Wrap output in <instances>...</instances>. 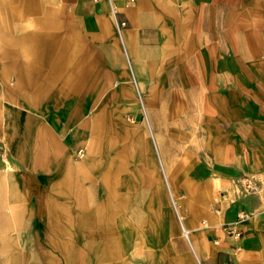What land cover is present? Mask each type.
I'll list each match as a JSON object with an SVG mask.
<instances>
[{
  "label": "crops",
  "instance_id": "crops-1",
  "mask_svg": "<svg viewBox=\"0 0 264 264\" xmlns=\"http://www.w3.org/2000/svg\"><path fill=\"white\" fill-rule=\"evenodd\" d=\"M0 75L13 77L5 88L12 119L0 137V264H36L17 258L10 236L35 234L43 216L60 235L112 226L121 173L132 188L134 172L147 183L143 173L159 169L144 116L175 90L189 91V107L206 114L235 109L228 121L236 125L245 121V92L252 94L254 130L221 132L215 153L205 118L206 155L220 166L185 181V218L202 264H264V184L244 193L238 183L242 173L264 180V0H0ZM215 77L235 97L213 104ZM246 138L257 141L247 150ZM191 150L164 147L162 164L194 170L181 159ZM101 250L116 256L119 241Z\"/></svg>",
  "mask_w": 264,
  "mask_h": 264
},
{
  "label": "rangeland",
  "instance_id": "rangeland-1",
  "mask_svg": "<svg viewBox=\"0 0 264 264\" xmlns=\"http://www.w3.org/2000/svg\"><path fill=\"white\" fill-rule=\"evenodd\" d=\"M12 78V76L0 75V137L5 132L3 125L12 119L6 118L7 111L11 107V101L5 92L6 86H12ZM218 79L215 77L214 81L216 80L222 89L218 87L212 92L213 104L220 103L222 96L224 99H229L231 96L235 97V92L229 90L231 86L228 83L220 82ZM222 83L226 86L222 87ZM251 97V93L245 92V121L243 124L236 125L228 121V118L235 116L233 113L235 109L215 107L212 109V114H206V110L201 107H189V101L192 98L189 91L175 90L166 93L165 107L148 108L147 115L144 116L153 149V158L156 160L159 169L143 173L148 176L147 183L141 181V173L134 172L132 188L126 186L128 182L125 181V173H121L122 184L117 192L123 201L121 200L122 203L111 204L112 209H115L117 214L112 226L102 228L100 225L98 230L100 233L93 236L83 235L81 233L83 229L78 226L69 235H60L56 234L55 229L47 227L43 216L37 221L38 227L35 234L10 236V238L14 237L13 239H15L10 241L20 245V251L15 252L17 258L25 261L34 260L36 264H43L49 260H53V264H79L80 261H82L81 264H202L192 248L186 225L185 214L188 206L185 204L187 199L185 181H188L190 177L203 178L207 174L204 171L205 165H212L213 168L220 166L216 162L218 157L206 155L205 147L210 144V142L208 143L210 140H206L205 118L213 121L209 127L212 128L213 139L211 142L215 153L220 148L221 141L217 139V136L221 132H236L238 130L244 131L245 135L248 136V133L254 130L252 115L255 108L248 107L249 104H252ZM260 110L264 115V108ZM206 115H210V117L208 118ZM162 134L165 135V144L161 139ZM253 142L257 141L245 139L246 150L252 146ZM261 142H264V139ZM174 145L192 149L191 151L196 153L195 156L186 155L181 158L182 161H185L184 167H193L194 170L169 171L167 166L162 164V149L164 147L173 149ZM115 146H120V143ZM79 149H82V155L77 156L76 152L75 158L77 159H81L85 155V149ZM0 152H4L1 147ZM195 159L197 161L196 166L194 164ZM238 183L244 193H255L262 188L264 180L255 174L242 173ZM105 194L106 188L97 189L98 199L103 198ZM126 195L128 201L125 203L124 197ZM118 199L119 196L112 197L114 202ZM202 204L201 200L192 206L201 207ZM39 207L40 204H38V209ZM73 209L74 211L78 210L77 207ZM38 215L40 214L38 213ZM143 217L148 224L142 221ZM126 220L131 222L134 228V235L128 238ZM183 228L187 229L188 232L185 233ZM114 239L119 241V254L112 257L100 255L104 241ZM66 242L68 243V251L62 249L61 246ZM28 248H36V250L35 252L27 251ZM78 250L80 251L78 252Z\"/></svg>",
  "mask_w": 264,
  "mask_h": 264
},
{
  "label": "built area",
  "instance_id": "built-area-1",
  "mask_svg": "<svg viewBox=\"0 0 264 264\" xmlns=\"http://www.w3.org/2000/svg\"><path fill=\"white\" fill-rule=\"evenodd\" d=\"M124 23H125V21H123V20L119 22L120 25L118 27V31H120V29H121L120 26L123 25ZM76 152H77V156L82 155V149H78ZM232 231H234V230L232 229ZM235 233H236V235H238L237 231ZM227 264H230V262H228Z\"/></svg>",
  "mask_w": 264,
  "mask_h": 264
},
{
  "label": "bare ground",
  "instance_id": "bare-ground-1",
  "mask_svg": "<svg viewBox=\"0 0 264 264\" xmlns=\"http://www.w3.org/2000/svg\"><path fill=\"white\" fill-rule=\"evenodd\" d=\"M185 233H187V231L185 229H183Z\"/></svg>",
  "mask_w": 264,
  "mask_h": 264
}]
</instances>
